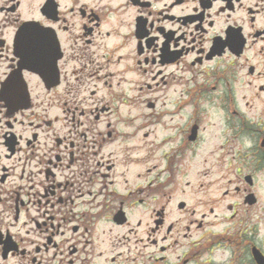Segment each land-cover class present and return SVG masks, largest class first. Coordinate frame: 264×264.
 Here are the masks:
<instances>
[{"label": "flooded vegetation", "instance_id": "af4514ba", "mask_svg": "<svg viewBox=\"0 0 264 264\" xmlns=\"http://www.w3.org/2000/svg\"><path fill=\"white\" fill-rule=\"evenodd\" d=\"M244 69L264 93V0H0V264H264L255 235L170 218L169 201L148 234L131 217L146 188L129 179L154 167L144 137L187 104L182 145L158 141L155 193L170 195L177 156L213 111L264 139L261 116L234 107Z\"/></svg>", "mask_w": 264, "mask_h": 264}, {"label": "rangeland", "instance_id": "374dc122", "mask_svg": "<svg viewBox=\"0 0 264 264\" xmlns=\"http://www.w3.org/2000/svg\"><path fill=\"white\" fill-rule=\"evenodd\" d=\"M258 59L257 57L256 60ZM258 84L259 81L253 80V77L248 76L244 69L241 79L236 83L234 107L245 109L250 113L251 120L256 121L257 117L261 116L260 121L263 122L264 93L258 91ZM147 95L152 96V91L147 92ZM177 97L179 98V96ZM172 99L174 98H169L171 106ZM139 106L136 104L125 105L124 108L125 111H130L133 108L134 112H141V108L136 109ZM190 111L191 105L187 104L180 117L173 120L171 129L158 128L156 135L151 133L150 136L144 137L143 141H146V146L145 151L142 150V155H146V168L152 167V165L154 167L149 175L139 178L130 177L129 179L130 187L141 185L146 188L143 193H137L135 198L133 197L134 199L143 198L145 209L134 210L131 217H142L146 223V234H148L155 214L153 206L156 202L169 201L171 203L167 210L173 211L170 218L182 216L188 219L203 218V224L208 226L207 231L216 230L219 232L227 228L230 229L227 233L234 231L237 233L240 230L242 236L244 234L255 235L258 243L264 248V242H262V238L264 239V157H261L259 147H257L259 143L261 144L262 137L259 135V131L250 136L244 131L238 119H234L230 123L227 121L221 123L222 120L219 122L217 116L219 111L216 110L208 114L207 120L203 122V125L207 126L203 128L200 143L194 145V148L189 146L188 149H185V154L177 156L175 160L176 170L172 175L171 183L166 186V191L170 195L155 193L152 188H147L148 183L154 179V174L159 171L155 165L159 166V158L163 154L162 149L158 147V141L166 133H176L173 143H177V146L180 147L185 137L182 128L186 127L185 123ZM145 119L140 118L139 121ZM174 125H177L178 129ZM251 127L263 129L264 125L257 126L251 123ZM154 128L153 125H148L146 130L150 131ZM153 139L154 143H151ZM137 141L135 142L137 143ZM151 149H153L152 156L148 157ZM254 149H257L258 156L253 163L246 156L253 153ZM251 159H255V156L251 155ZM239 168L241 169L240 173ZM246 173L253 175V185L245 182L242 185L241 181ZM162 178L164 182L167 179L165 176ZM237 185L245 187V190L237 191ZM250 193H254L256 196V201H253L252 204L246 202V197ZM181 201L187 203L188 211H179L176 208V203ZM204 214L206 215L203 216ZM204 231H198L194 225L192 233L197 235ZM245 238L247 237H242L243 242ZM243 251L246 253L244 248ZM225 255L228 256V252Z\"/></svg>", "mask_w": 264, "mask_h": 264}, {"label": "water", "instance_id": "95a60500", "mask_svg": "<svg viewBox=\"0 0 264 264\" xmlns=\"http://www.w3.org/2000/svg\"><path fill=\"white\" fill-rule=\"evenodd\" d=\"M257 256H258V259H259V260H262L259 254H257Z\"/></svg>", "mask_w": 264, "mask_h": 264}]
</instances>
